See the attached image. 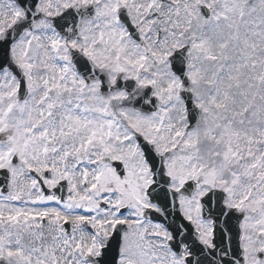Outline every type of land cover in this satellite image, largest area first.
Listing matches in <instances>:
<instances>
[{
  "label": "snow or ice",
  "instance_id": "1",
  "mask_svg": "<svg viewBox=\"0 0 264 264\" xmlns=\"http://www.w3.org/2000/svg\"><path fill=\"white\" fill-rule=\"evenodd\" d=\"M0 264H264V0H0Z\"/></svg>",
  "mask_w": 264,
  "mask_h": 264
}]
</instances>
